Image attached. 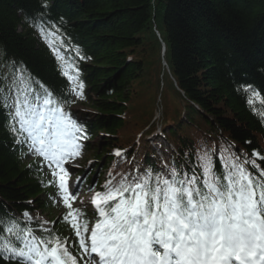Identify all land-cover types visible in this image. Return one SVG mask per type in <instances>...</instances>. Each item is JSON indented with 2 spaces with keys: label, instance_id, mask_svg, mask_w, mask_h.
I'll use <instances>...</instances> for the list:
<instances>
[{
  "label": "trees",
  "instance_id": "trees-1",
  "mask_svg": "<svg viewBox=\"0 0 264 264\" xmlns=\"http://www.w3.org/2000/svg\"><path fill=\"white\" fill-rule=\"evenodd\" d=\"M43 2L0 0V73L10 81L7 66L14 64L31 75L34 91L41 85L54 94L71 89L54 48L69 75L78 73L85 98L70 91L63 96L70 102L64 110L88 137L78 141L92 161L79 174L84 190L94 182L101 192L110 179L139 175L133 172L138 152L144 151L143 172H161L163 161L147 140L157 130L150 121L159 96L164 134L174 147L169 168L199 172L204 152L217 174L228 155L256 159L264 168V160L253 156L264 157V0H46L47 8ZM35 24L55 35L42 36ZM248 86L259 93L251 106ZM7 120L0 107V216L17 218L38 237L55 233L83 264L73 230L62 221L68 209L52 216L51 168L29 160L28 144L14 142ZM114 148L127 161L101 180ZM81 210L91 228L94 215ZM24 213L36 222H27ZM44 215L51 216L48 230Z\"/></svg>",
  "mask_w": 264,
  "mask_h": 264
},
{
  "label": "snow or ice",
  "instance_id": "snow-or-ice-1",
  "mask_svg": "<svg viewBox=\"0 0 264 264\" xmlns=\"http://www.w3.org/2000/svg\"><path fill=\"white\" fill-rule=\"evenodd\" d=\"M42 7L47 8L46 0ZM42 36H53L35 24ZM49 47H53L46 39ZM62 74L73 82L70 91L83 100L84 85L69 75L58 49ZM81 59H84L81 56ZM8 76L0 73V107L7 109L6 131L17 144L43 157L58 183L62 203L68 209L62 217L74 233L75 246L85 264H264V168L256 159L240 161L224 157L225 170H213L211 154L198 156L197 172L191 175L176 167L167 174L146 169L139 175L110 179L97 192L96 220L89 221L72 202L64 167L70 157L80 155L79 140L87 139L83 124L64 110L67 99L47 87L34 91L31 75L18 65H8ZM249 104L259 93L248 86ZM264 120V111L259 113ZM17 125L19 127H17ZM122 155L120 150L115 152ZM253 156L264 160L259 153ZM250 166V167H246ZM89 190H92L91 188ZM98 214V215H97ZM25 218L28 213H24ZM7 235H4V234ZM67 241L55 233L37 236L31 227H21L14 217L0 216V259L12 264H78Z\"/></svg>",
  "mask_w": 264,
  "mask_h": 264
},
{
  "label": "rangeland",
  "instance_id": "rangeland-1",
  "mask_svg": "<svg viewBox=\"0 0 264 264\" xmlns=\"http://www.w3.org/2000/svg\"><path fill=\"white\" fill-rule=\"evenodd\" d=\"M143 100L144 101L146 100L145 95L142 98V101ZM167 100H169V98ZM170 100H171V98H170ZM77 109H83V108H82V106L79 105V106H77ZM163 112H164V104L161 103V99L159 96L157 102L154 104V107H153V117L150 121V125L154 124L157 126V129H160L163 125ZM157 134H158V132H157ZM154 136L155 135H152L151 137L147 138V140L149 141V144L151 145V150L158 152V154H160V156L162 158L167 160L170 151L172 149H174L173 145H170L168 140L165 138H161L160 136L158 138H156ZM143 152L137 153L138 154L137 155V158H138L137 163L140 167H143V163H142ZM166 152H168V155L166 154ZM33 154L35 156H37L38 161H41L43 159V157H40V156L36 155L35 153H33ZM29 160H32V157L29 156ZM125 161H126L125 157L117 158L114 167L119 168L120 165H124ZM91 164H92V161H91L90 157L86 156L84 153H81V152H80V155L70 157L69 160L67 162H65L64 167L70 173V175H69L70 180L68 182V188H69L70 193L76 192L77 180L80 179V177H78V175L80 174V171L86 170L87 168H89V166ZM164 174H167L165 168H164ZM106 176H107V174H106ZM97 192L98 191L92 190L91 192L84 194L80 189L79 194L76 196L75 201L72 202L73 207H79V208L85 207L87 209L95 211V205L92 203V201H93ZM53 205H55L54 206L55 210L52 213V216H54V217H58L66 209V207L62 203V200H61L60 196L58 195V193L56 195V200L53 201ZM28 217H30V219L26 218V220L28 222H36V218L32 214H28ZM42 219L49 221L51 219V216L50 215H44ZM87 259H88V257L85 256L84 257V263Z\"/></svg>",
  "mask_w": 264,
  "mask_h": 264
},
{
  "label": "bare ground",
  "instance_id": "bare-ground-1",
  "mask_svg": "<svg viewBox=\"0 0 264 264\" xmlns=\"http://www.w3.org/2000/svg\"><path fill=\"white\" fill-rule=\"evenodd\" d=\"M163 132H164V129H163V127H161L160 128ZM165 139H166V137H165ZM29 147V146H28ZM117 150H120L121 152H122V155H121V157H125V160L127 161V159H126V156L124 155V151L122 150V149H117V148H114L113 150H112V156H113V158H112V160L110 161V165L109 166H107V168L105 169V173H102L101 174V180H107L108 178H109V176L111 175V172H112V169L113 170H116L117 168H115L114 167V165H115V162H116V158H118L116 155H115V157H114V154H115V152L117 151ZM170 158H168V160H169ZM126 161H125V163H126ZM138 160L136 159V160H134V162H133V165L135 164V166H134V168H133V172L135 173V174H141L142 172H143V167H140L139 165H138ZM124 163V164H125ZM121 167L123 166V165H120ZM106 173H109L107 176H106ZM95 187H96V185H94Z\"/></svg>",
  "mask_w": 264,
  "mask_h": 264
}]
</instances>
